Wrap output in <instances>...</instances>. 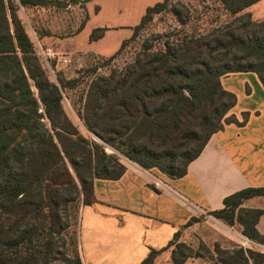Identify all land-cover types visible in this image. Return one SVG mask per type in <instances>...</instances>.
Here are the masks:
<instances>
[{"label": "trees", "instance_id": "1", "mask_svg": "<svg viewBox=\"0 0 264 264\" xmlns=\"http://www.w3.org/2000/svg\"><path fill=\"white\" fill-rule=\"evenodd\" d=\"M259 1L220 0L232 15ZM62 3L0 0V264H82L78 251L73 257L59 251V235L71 222L72 207L95 202L96 178L124 174L117 153L170 178L183 177L214 133L226 123H240L227 116L237 97L224 88L222 77L254 71L264 85V19L254 21L242 13L203 34H167L160 47L147 38L132 62L89 85L79 119L99 142L83 135L65 111L63 91L75 82L57 84L49 78L18 14L20 7ZM168 5L163 0L148 7L109 59ZM104 32L94 29L90 40ZM105 145L117 153H108ZM257 196L264 197V186L232 193L221 209L208 214L231 227L241 224L248 240L264 244V234L256 228L264 208L242 206ZM37 239L42 245L26 252L23 244ZM171 246L168 264H185L194 257H206L210 264L264 263V253L254 247L215 244L211 251L207 245L211 255L204 256L185 242L172 241ZM160 253L153 249L140 264H156Z\"/></svg>", "mask_w": 264, "mask_h": 264}, {"label": "crops", "instance_id": "2", "mask_svg": "<svg viewBox=\"0 0 264 264\" xmlns=\"http://www.w3.org/2000/svg\"><path fill=\"white\" fill-rule=\"evenodd\" d=\"M156 1L163 0L131 5L132 14L138 15L130 25L132 32ZM222 84L237 97L228 115L240 123H226L214 133L186 175L170 178L157 168L146 169L125 159L126 170L120 178L95 179L96 200L82 206L79 223L83 264H140L153 249L161 251L158 264H168L174 247L170 243H190L194 237L211 247L242 243L241 224L233 228L208 213L221 209L224 198L232 193L264 186V85L254 71L228 74ZM244 114L248 115L245 120ZM155 176L166 186L156 185ZM242 206L263 209L264 197L249 198ZM192 218L199 220L187 225ZM256 228L264 234V214ZM185 264L210 261L194 257Z\"/></svg>", "mask_w": 264, "mask_h": 264}, {"label": "rangeland", "instance_id": "3", "mask_svg": "<svg viewBox=\"0 0 264 264\" xmlns=\"http://www.w3.org/2000/svg\"><path fill=\"white\" fill-rule=\"evenodd\" d=\"M61 1L62 5L20 7L18 14L35 44L36 52L49 78L57 84L68 85L75 82L73 87H66L63 91L62 103L65 111L79 125L83 135L99 142H102V139L96 133L85 129L79 119L89 85L97 76L108 75L113 69L122 70L132 62L147 38L153 42L154 47H160L162 39L167 34L180 35L183 32L203 34L215 27L226 25L242 13H249L254 21L264 19V0L251 9L249 7L235 15L227 11L220 0H169L168 8L155 15L140 31L136 40L125 44L122 51L110 60L122 42L133 34L130 25L136 21L138 15L132 14L130 9L133 3L141 0ZM97 28H104V35L98 40L91 41L90 35ZM152 38L155 40H151ZM43 48L52 49L50 56L43 57L40 54ZM33 90L36 91L34 87ZM227 116L232 118V115ZM43 121H47L46 118ZM105 147L108 153H117L111 146ZM117 154L122 163L128 159L120 153ZM80 206L81 203L70 209L71 222L59 235V251L70 257L76 255L77 251L80 255L78 243L82 209ZM41 219L42 216L38 220ZM193 239L194 241L186 244L191 245L194 252L204 256L211 255L208 250L213 251L214 246L209 248L201 239L195 237ZM239 240L242 242V238L239 237ZM42 243V239H37L31 244L23 245L27 252ZM251 247L259 249L254 245ZM80 260L82 262L81 255ZM157 261L158 258L156 264ZM52 263L57 264L59 261L53 260Z\"/></svg>", "mask_w": 264, "mask_h": 264}, {"label": "built area", "instance_id": "4", "mask_svg": "<svg viewBox=\"0 0 264 264\" xmlns=\"http://www.w3.org/2000/svg\"><path fill=\"white\" fill-rule=\"evenodd\" d=\"M51 52H52L51 48H43V49H41L40 54L43 55V57H48V56H50ZM154 180H155L156 185H160V186H164V187L166 186L165 182L162 181V179L160 177L155 176ZM209 217L214 218L210 214H209ZM241 238H242V243H241L242 246L251 248V245H254L255 247L259 248L260 251H264V244L248 240L245 236H242Z\"/></svg>", "mask_w": 264, "mask_h": 264}]
</instances>
